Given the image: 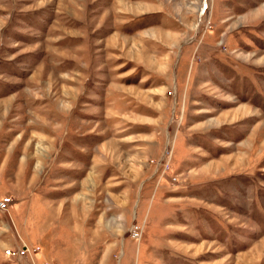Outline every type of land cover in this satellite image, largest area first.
<instances>
[{
	"label": "rangeland",
	"instance_id": "obj_1",
	"mask_svg": "<svg viewBox=\"0 0 264 264\" xmlns=\"http://www.w3.org/2000/svg\"><path fill=\"white\" fill-rule=\"evenodd\" d=\"M0 264H264V0H0Z\"/></svg>",
	"mask_w": 264,
	"mask_h": 264
},
{
	"label": "built area",
	"instance_id": "obj_2",
	"mask_svg": "<svg viewBox=\"0 0 264 264\" xmlns=\"http://www.w3.org/2000/svg\"><path fill=\"white\" fill-rule=\"evenodd\" d=\"M26 250V249H25ZM23 251H24V249H23Z\"/></svg>",
	"mask_w": 264,
	"mask_h": 264
}]
</instances>
